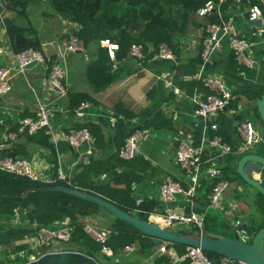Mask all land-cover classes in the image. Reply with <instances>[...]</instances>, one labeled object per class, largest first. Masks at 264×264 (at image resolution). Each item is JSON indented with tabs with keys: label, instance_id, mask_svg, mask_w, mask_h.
Masks as SVG:
<instances>
[{
	"label": "crops",
	"instance_id": "1",
	"mask_svg": "<svg viewBox=\"0 0 264 264\" xmlns=\"http://www.w3.org/2000/svg\"><path fill=\"white\" fill-rule=\"evenodd\" d=\"M234 5L236 9L232 10V15L229 16L232 25L248 41L249 48L245 54L255 60L253 67H245L239 64L241 65L240 71H244L243 74L231 68L232 50L227 38L222 40L220 48L212 52L210 61L199 72L201 64L198 65L197 59L202 49L203 27H201L200 34L192 38L188 45H183L178 58L175 55L174 60L153 56L144 62L143 58L133 55L131 58L127 57L116 62L111 71L112 83L99 92L92 91L88 82H86L87 88L85 83L84 86H77V81H87L84 70L87 62L95 54L93 49L69 52L62 59L58 47L69 37H67L69 27L62 29L61 26L57 28L45 24V30L48 29L45 34H41L44 30L37 27L44 54L50 52L47 58L60 63L64 70L62 82L66 87V93L64 96H60L56 90L51 88L48 80L49 74L46 75L39 66L31 67L26 70L25 75L15 78L12 82L11 92L0 97V124L4 125L0 134L1 142L11 124L18 123L25 116L36 118L38 103L41 102L55 110V117L51 122L52 132L57 136V142H63L66 144L65 147H68L64 151H56L55 156L56 159L58 158V164L63 172L69 176L78 162L86 163L88 161L92 152L102 157L110 156L116 150L118 153L119 147L127 136L135 129L145 128L148 132L140 141L136 156L131 160H124L118 155L120 159L129 161V164L125 166L116 165L114 167L115 172L120 175L114 177L117 178L120 185L125 186V183H129L131 197L134 201L132 206L140 207L145 203L144 214L148 215L152 221H158L154 217H158L160 213H164L166 210L187 212L188 204L183 195H177L173 201L163 202L160 198V186L167 177L178 180L187 186L189 183L188 173L176 162L175 151L178 142L181 140L195 144L199 139V143L203 132L201 131L199 137L196 129L201 125L203 130L204 124L210 125V123H216L215 120L225 117V120L230 122L222 121L223 133L227 134L228 132L234 138L239 134L238 126L243 122H250L257 140L242 153H244L243 155L252 153L264 158V123L256 116L253 107L257 99L254 101L250 98L251 91L247 92L243 87V84L248 85L249 88L259 84L264 89V18L262 28H250L246 24L247 17L242 16L243 12L248 9L247 6L245 4ZM62 33H64L65 38L60 37ZM3 34V28H0L1 45L7 46ZM52 54L55 56L54 59L51 57ZM73 55H81L84 65L75 63L72 58ZM9 57V55L0 56V64L6 63ZM209 75L218 76L224 82L227 90L231 93V98L225 108L217 112L212 119L210 118L211 120H203L196 114L197 103L195 99L198 97L197 93H204L198 90V84L195 87L188 82L199 83V80L202 81V77ZM235 91L237 93L233 94ZM68 92L90 93L96 99V103L82 101L87 103V106L81 107V102L74 109H70L68 107ZM235 98H237L236 104L232 103ZM228 105L229 107H227ZM24 112L27 114L22 115ZM89 122L99 127L95 130L99 147L94 145L96 140L94 134L83 126ZM74 129H86L93 137V142H83L78 146L70 145L62 137ZM217 129H207L205 135L208 140L214 136L222 138ZM51 141L54 143L52 138ZM69 146L72 150L69 149ZM28 151L29 156L24 158L37 167L40 166L41 170L44 169L43 174L46 180L38 181L48 182L53 174L54 156L52 152L37 146H32ZM214 152L218 153L213 154ZM232 152L242 154L236 150ZM227 154L229 153L222 154L218 148L206 145L203 154V157L205 156L204 169L217 168V164ZM46 166L47 169H45ZM252 177L262 182V174L253 172ZM99 178L102 181L107 180L105 175H101ZM202 178L207 181L213 179L204 172L199 176V179ZM234 185H232V189H234ZM237 190L243 193L242 186H238ZM232 194L233 191L230 192V188L227 189L225 195L232 198L234 197ZM138 199L142 200L139 205L136 202ZM249 209L247 204L238 200L237 208L233 214L240 217H236L235 222L239 218H243L245 222L244 215ZM134 210L138 211L136 208ZM21 215L20 210L16 209L14 215L0 221L2 230L9 227L29 226V221ZM25 220H27L26 223ZM33 227L36 230L30 232L23 240L15 242L25 243L26 247L18 252L20 256H24L26 252L30 251L34 252L28 254L29 257H32L44 250L53 252L62 249V247L56 248V242H53L52 245H54L48 248L36 245L35 235L38 225L33 224ZM207 231L216 233L211 230ZM162 244L164 242L158 243L156 239L155 244L147 252H144L139 243H135L131 252L122 251V259H124L123 261H133L134 264H188L186 259L177 262L176 257L180 256L181 253L170 243L166 245V252H159L158 247ZM11 249V247L7 248L6 252L9 254Z\"/></svg>",
	"mask_w": 264,
	"mask_h": 264
},
{
	"label": "trees",
	"instance_id": "2",
	"mask_svg": "<svg viewBox=\"0 0 264 264\" xmlns=\"http://www.w3.org/2000/svg\"><path fill=\"white\" fill-rule=\"evenodd\" d=\"M30 1L32 0H1L0 9L14 11L18 18H23ZM39 1L50 4L54 14L68 24L69 33L71 31V34L82 42L84 50L92 48L95 52L87 62L84 70V76L94 92L102 91L112 83V65L127 57L131 58L133 55H129L128 53L133 44L141 45L144 62L148 61L158 52L160 44H166L178 58L179 52L184 45L180 43V36L182 37L186 34L189 22L194 26L200 27H203L207 22H219V17L216 13H210L203 18L199 17L200 22L195 20V17H198L196 14L197 9L203 6L207 0ZM252 2L259 4L263 9L261 0H252ZM234 9H236L234 3L232 4L231 0H225L221 4L222 17L226 19L231 16V12ZM191 18L192 20L190 21ZM0 20L2 21L0 22V28L4 30L3 36L12 53H18L30 47L44 53L38 29L32 24V21L19 22L7 16H0ZM103 39H109L118 43L119 49L116 51L114 61L109 58L107 48L102 44H98V41ZM45 56L47 57V55ZM230 60L231 68L240 72L241 65L235 59L233 52H231ZM201 62L200 51V56L197 59L198 65ZM52 64L53 61L49 59L47 62L48 68L45 71L46 75L49 74ZM188 84H192L195 87L198 84L199 91L203 93L207 91L201 80H199V83L190 81ZM243 87L247 92L251 91L250 98L254 101L259 99L264 91L259 84H255L253 87L250 86V88L248 85L243 84ZM236 93V91L233 92V94ZM68 100V107L70 109H74L82 101L96 103L94 96L86 92H68ZM232 103L236 104L237 98ZM253 107L256 116L260 118L256 103ZM26 114L24 112L22 115ZM225 119L223 117L220 120H215L218 124L217 132L222 135L223 141L234 148L240 143L237 142L236 138L229 135L228 132L227 134L223 133L224 129L221 128V123ZM17 126L18 123L11 124L8 130L15 131ZM83 126L87 127L94 134L96 137L94 145L99 147V143H97L98 136H96L97 133L95 132L99 127L92 122L86 123ZM3 128L4 125L0 124V132ZM201 131L202 125L196 129L199 137ZM16 139L4 143L6 145L11 144V146L0 148V158L6 156L28 157V150L32 146L45 148L52 152L54 156L53 174L50 181L42 182L0 170V221L14 215L17 209L24 212L30 223L29 226L9 227L5 230H2L0 226V264L28 262V254L34 252H26L24 256H20L18 252L26 247L25 243L15 242L23 240L30 232L36 230L34 227L32 228L33 224L50 227L55 222L64 221L65 219H69L70 224L73 226L70 238L66 241H59L64 242L65 247H62L59 251H53L58 254L43 256L42 260L37 264H134L133 261H123L122 251L125 246L139 243L140 248L144 252H147L155 244V238L142 234L126 222L115 217L106 218L101 215L99 216L102 210L108 214L110 213L91 201L62 191L35 190V188L53 185L78 188L86 193L112 202L127 213L147 219L148 215L144 214L145 203L140 207L132 206L134 201L131 197L129 183H125L126 185L123 186L117 181L116 177L120 174L115 172L114 167L116 165L125 166L129 164V161L119 158L117 150L107 157H102L92 152L86 163L80 161L76 164L74 170L68 176L71 182L68 184L66 181L57 179L58 164L55 156L56 151L60 152L68 148L65 147L66 144L63 142L54 144L51 141V134L47 133L46 127H42L31 134L24 132L19 134ZM198 141L199 139L195 144H198ZM69 149L72 150L70 146ZM215 153L218 152H214L213 154ZM243 154L231 152L224 156L222 161L217 164V168H219L221 173L219 178L227 180L229 184H235L232 195L236 199V196L242 194V191H238L237 187H243L245 184L248 185L237 173L236 169L237 162ZM203 159H205V156ZM204 168L205 166L202 165V171L205 170ZM101 175H105L107 180L102 181L99 178ZM203 179H199V185L196 189L195 210L197 212H203L209 206L208 195L218 180V178H213L211 181ZM261 183L264 185V175ZM183 186L186 187L184 184ZM257 192L264 199V196L258 190ZM259 200L260 198L255 200V205L263 212L264 202L263 200L262 202ZM134 208L138 209V211H135ZM186 211L189 210L186 209ZM221 215L222 213L207 210L205 219L211 217L214 220V218H219ZM86 224H90L97 229H107L109 233L106 235V239L103 242L95 240L85 231L84 226ZM262 226H264V223L259 228ZM249 227L252 229L251 226ZM176 229L178 232L188 235H194L198 231V228L193 224H182ZM170 245H174L181 254L185 253V245L177 243ZM9 247L13 250V257L6 252ZM44 252L49 251L44 250ZM205 253L213 260H218L222 257L221 254L216 252L205 251ZM35 255L39 256L37 253ZM234 262L236 264L239 263L238 261Z\"/></svg>",
	"mask_w": 264,
	"mask_h": 264
},
{
	"label": "built area",
	"instance_id": "3",
	"mask_svg": "<svg viewBox=\"0 0 264 264\" xmlns=\"http://www.w3.org/2000/svg\"><path fill=\"white\" fill-rule=\"evenodd\" d=\"M234 4H245L247 10H249L248 19H258L264 17V9L257 4L253 3L252 0H231ZM225 0H207L203 6L199 7L196 11L197 16L204 17L210 13H216L219 17V22H207L203 26L202 36V49H201V65L200 71L210 61V56L213 51L220 48L221 42L224 38H227L229 46L234 54L237 62L245 67H253L255 60L248 57L245 52L249 48L248 41L240 35V33L234 28L231 22V18L222 17L221 4ZM0 22H2L0 20ZM1 40V36H0ZM100 44L107 48L108 56L111 60H115L116 51L119 49L118 43L110 41L109 39L100 40ZM84 51L83 44L72 34L63 42L59 47V55L62 59L69 53L75 51ZM129 55L142 58L141 45L133 44L130 47ZM9 55V59L6 63L0 64V97L8 94L12 90L13 78L19 75H25L28 63L34 61L36 64L33 67L40 66L44 71L47 70V62L49 59L40 50L34 48H27L24 51L18 53H12L7 46L0 45V56ZM154 57H161L174 60L176 58L174 52L166 45H159V50ZM115 63L112 65L114 66ZM31 68V67H30ZM241 74L244 71H240ZM200 75V73H199ZM64 78V70L60 63L55 62L52 64L48 80L50 87L56 90L60 96H64L66 93V87L62 80ZM203 85L206 88V93L198 94L195 99L197 103L196 114H198L203 120H209L215 116L217 112L225 108L226 104L231 98V93L227 90L224 82L218 78V76L209 75L202 77ZM87 106V103L82 102L81 107ZM55 117V110L48 107L47 105L39 102L37 108L36 118L25 116L18 121V126L15 131H7L4 134L0 147H4L6 141H12L19 134L24 132L34 133L42 127L47 128V133L51 134V138L54 144L57 143V136L52 132L51 122ZM217 129V124L210 123V125L204 124L202 130V138L198 144H193L185 140L178 142L175 151L176 162L183 167L189 177V183L186 187L181 184L180 181L174 180L167 177L160 186V198L163 202H170L175 199L177 195H183L187 201V208L189 211H177V210H166L164 213H160L161 224L173 228H177L182 224H193L200 231L203 230V222L205 220L206 211L213 207L216 209H222L224 196L229 188L227 180L220 179V170L216 167H209L205 171H202V165L204 164L203 154L206 150V145L210 147H216L220 150V153H230L234 150L242 153L248 146L253 144L257 140L254 128L250 122H243L238 126V132L241 135L243 142L236 147H232L230 144L225 143L220 136H214L211 139H207L205 133L207 129ZM148 130L145 128L135 129L127 138H125L123 144L118 149V155L124 160L133 159L138 151V145L140 141L145 137ZM72 146H78L83 142L92 143L93 137L86 129L71 130L69 133L62 137ZM39 166L37 167L28 159L24 157H11L6 156L0 158V170L6 173L14 174L17 176H25L35 180H46L44 178L43 170ZM47 169V166L46 168ZM41 171V172H39ZM207 174L211 178H218L217 182L213 185L211 192L208 195L209 206L205 208L203 212H197L195 210V197L196 189L199 185V176L202 173ZM57 179L66 181L70 184L68 176L63 172L58 164ZM50 181V180H48ZM224 197V198H223ZM141 199L136 202L139 205ZM139 211H141L139 209ZM238 222V221H237ZM236 222V223H237ZM86 231L92 234L95 240L103 242L106 239V235L109 233L107 229H97L90 224H86ZM236 229L235 232L238 235V239L243 242L250 241V237L243 228ZM73 226L70 224L69 219L64 221L55 222L53 226H38L37 233L35 235V244L48 248L55 241H66L70 238ZM263 246L262 250L264 253V237L262 239ZM167 242L158 247L159 252H166ZM134 249V244L125 246L123 251L131 252ZM45 253L42 251L40 254ZM38 254V255H40ZM38 256L29 257V260H33ZM186 259L188 264H236L233 260L228 257L222 256L218 260L211 259L204 250L187 246L185 253L176 257L177 262ZM28 260V261H29ZM238 264H244L239 262Z\"/></svg>",
	"mask_w": 264,
	"mask_h": 264
},
{
	"label": "water",
	"instance_id": "4",
	"mask_svg": "<svg viewBox=\"0 0 264 264\" xmlns=\"http://www.w3.org/2000/svg\"><path fill=\"white\" fill-rule=\"evenodd\" d=\"M264 9V0H261ZM1 5V0H0ZM249 15V10H245L242 14L243 17ZM263 19H248L246 24L250 28L260 29L263 27ZM2 24V23H1ZM100 44V41H98ZM78 52H81L78 50ZM36 63L34 61L27 64L26 67H33ZM257 110L260 116V120L264 123V91L259 99L256 101ZM11 144H7L4 147H10ZM237 173L241 178L248 183L250 186L254 187L264 196V185L261 181L252 177V173L256 172L264 175V158L256 154H245L237 162ZM35 190H47V191H62L70 195L83 198L85 200L91 201L101 208L108 211L113 217L126 222L131 225L139 232L146 236L156 238L158 243L163 241L170 244L177 243L185 246L198 247L204 251L216 252L222 256L228 257L233 261L242 262L244 264H264V253L262 250L263 237H264V226L259 228L257 231L252 230L249 225L243 221V218H239L238 222L235 224L234 228H243L246 233L252 237L250 241L243 242L238 239V235L234 233L232 237L225 236L221 234L211 233L205 230L198 231L194 235H188L178 232L176 228L165 226L159 222L152 221L149 218L144 219L136 215L127 213L112 202L105 200L99 196L91 195L78 188H70L63 185H53L46 187L35 188ZM242 249L246 254V258H242L237 255L235 249ZM70 253V252H64ZM58 254L55 252H45L40 254L37 258L29 260L25 263L20 264H37L40 262L45 255Z\"/></svg>",
	"mask_w": 264,
	"mask_h": 264
},
{
	"label": "rangeland",
	"instance_id": "5",
	"mask_svg": "<svg viewBox=\"0 0 264 264\" xmlns=\"http://www.w3.org/2000/svg\"><path fill=\"white\" fill-rule=\"evenodd\" d=\"M0 16L1 17L7 16V17L13 18L19 22H23V21L26 22L27 20H30V21H32V24L36 28L38 27V29L44 30V32L42 31L41 34H45V32H47V30H48V29L45 30V26H44L45 24H50V25L57 27V28H59V26H61L62 29L69 27L68 24H66L63 20H62V22H60L61 20L59 19V17L57 15L54 14V11L51 8L49 3L44 2V1H39V0H32L29 2V5L26 9V12H25V15L23 16V18H18L14 11L11 12V11H6L4 9H0ZM199 19H200L199 17H195V20L196 21L198 20L200 22ZM191 20H192V18L190 19V21ZM43 21H46V23H43ZM200 32H201L200 26H194L193 24H191L189 22L187 32H186L187 35L185 34L182 37L180 36V43H182L184 45H188L189 41L192 40V38H195L198 34H200ZM70 35H71V32L68 33V36H70ZM60 37L63 38L64 33H62V35H60ZM58 51H59V47H58ZM46 55L49 56L50 52H47ZM52 55H51V57L54 59L55 56L54 55L52 56ZM72 58H73V61H75V63L78 62L77 64L81 63L84 65V62L82 60L81 55H73ZM0 61H1V58H0ZM53 63H55V61ZM39 68H40V70H43L42 67L39 66ZM20 76L21 75H19L17 77H20ZM17 77H14L13 80ZM86 82L87 81H84V82L83 81H81V82L77 81V86H84V83H85V87L87 88ZM88 86L90 89H92V87L89 83H88ZM213 117H211V119ZM211 119H209V120H211ZM2 138H5V137H2ZM234 138H236L237 142H239V143L243 142V139H242L240 134L234 136ZM14 140H17V139L15 138ZM57 164H58V158H57ZM33 180H35V179H33ZM232 185H234V184H232ZM232 185L231 184L229 185L230 192L233 191ZM242 194H243V196H240V195L236 196L237 199L235 197L230 198V197H227L225 195V198H224V201L222 204V209L216 210V209L209 208L208 211H213L215 213H222V215H221V217L219 216V218H214V220H212L211 217H207L203 222L205 231L211 230V231L216 232L215 234H221V235L224 234L225 236L232 237L234 235V233L237 231L234 228V226L236 224L235 218L240 217L238 215L233 214V212L237 208V201L238 200L244 202L250 208L247 211V213L244 215V220H245V222H247L252 227V229H254V231H256L261 226V224L264 223V211L262 212L261 210H259L256 207L255 200H258L260 198L259 201L262 202V200H263V202H264V199L262 196L259 195L257 190L254 187L250 186L249 184L248 185L245 184L243 186V193ZM258 207H259V204H258ZM20 214H22L21 216L24 219H27V217L23 211L20 210ZM100 215L103 217H106V218L113 217L111 214H108L103 210L99 213V216ZM26 222H27V220H25V223ZM184 225H187V224H184ZM84 229L86 231V226H84ZM238 230H240V229H238ZM87 233H89V232H87ZM89 234L92 236L91 233H89ZM55 242H56V248L65 247L64 242H59V241H55ZM163 242H165V241H163ZM53 245L51 244L49 247H52ZM12 251L13 250L11 249L10 253H13ZM1 252H3V251H1ZM12 255L13 254H11L10 256H12Z\"/></svg>",
	"mask_w": 264,
	"mask_h": 264
},
{
	"label": "bare ground",
	"instance_id": "6",
	"mask_svg": "<svg viewBox=\"0 0 264 264\" xmlns=\"http://www.w3.org/2000/svg\"><path fill=\"white\" fill-rule=\"evenodd\" d=\"M156 220H160V218L159 217H154ZM158 221H156V222H158ZM235 252L237 253V255L238 256H240V257H242V258H246V254L244 253V251L242 250V249H238V248H236L235 249Z\"/></svg>",
	"mask_w": 264,
	"mask_h": 264
}]
</instances>
